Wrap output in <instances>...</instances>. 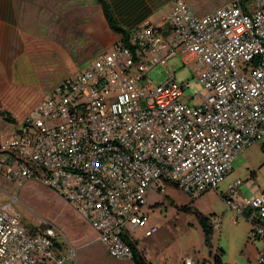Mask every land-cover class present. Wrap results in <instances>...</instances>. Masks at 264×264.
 <instances>
[{"label": "built area", "instance_id": "2783aa9c", "mask_svg": "<svg viewBox=\"0 0 264 264\" xmlns=\"http://www.w3.org/2000/svg\"><path fill=\"white\" fill-rule=\"evenodd\" d=\"M178 48L197 59L209 94L188 95L175 73L155 84L147 72ZM245 63L240 65L239 61ZM19 128L0 136V175L55 188L84 215L116 258H133L132 229L149 220L151 190L175 185L193 197L218 189L232 161L264 138V0H233L208 14L176 0L158 25L134 27L92 65L46 91ZM241 179L220 192L227 206L264 235V188L242 196ZM219 224L218 219H212ZM153 224L146 230L152 235ZM46 221L28 228L0 201V264H68ZM264 263V248L259 258ZM77 264V262H76ZM184 264H194L187 258Z\"/></svg>", "mask_w": 264, "mask_h": 264}, {"label": "rangeland", "instance_id": "374dc122", "mask_svg": "<svg viewBox=\"0 0 264 264\" xmlns=\"http://www.w3.org/2000/svg\"><path fill=\"white\" fill-rule=\"evenodd\" d=\"M13 1L16 6L7 15L2 35L8 42L7 53L11 56L0 61V110L10 111L15 121L0 116V136L19 128L26 115H36L34 109L43 92L50 91L66 75L92 65L101 52L110 51L113 45L90 47L92 52L87 55L86 50L79 49L85 40L82 42L74 31L67 35L74 22L91 17L93 8H85L81 16L82 3L89 0ZM175 1L165 2L139 25L145 24L146 20L158 25ZM188 1L203 15L233 0ZM16 36L20 42L14 46ZM182 56L178 48L167 64L157 63L150 68L147 77L157 84L164 81L168 73L174 72L181 84H187L180 99L191 103L188 95H192L193 103L200 104L203 99L197 98V94L208 95L209 91L198 80L199 63L197 59L184 62ZM239 63L243 65L245 61L241 59ZM263 141L264 138L253 142L234 158L232 170L219 183L218 189L210 188L197 197L175 185L168 186L165 192H149L146 206L149 220L132 229V233L138 248L152 264H184L187 258L193 259L194 264H214L217 252L227 264H260L264 235L255 237L253 231L258 225L229 208L220 192L241 179L239 191L242 196L253 197L260 193L264 188ZM0 201L3 205L11 204L28 228L41 227L43 221L56 227L59 230L56 240L61 243L63 253L69 256L75 249L76 260L71 258L68 264H135L132 258L113 257L87 218L48 184L25 177L9 180L0 175ZM183 205L190 209H183ZM197 210L220 221L214 225L211 243L207 242ZM153 224L159 229L147 236L146 230Z\"/></svg>", "mask_w": 264, "mask_h": 264}, {"label": "crops", "instance_id": "0c3cea01", "mask_svg": "<svg viewBox=\"0 0 264 264\" xmlns=\"http://www.w3.org/2000/svg\"><path fill=\"white\" fill-rule=\"evenodd\" d=\"M110 1L112 2L120 21L130 29H133L134 27L138 26L143 20L150 17L155 10H157L160 6H162L169 0ZM186 1L190 4L188 0ZM82 4L83 11L81 12V16L84 15L85 8H93L94 12H92V15L90 14L91 17L87 16V19L82 17L78 23L74 22V25L70 26V29L67 30V35H69V32L74 31V35L76 37H79L82 42L85 40V43H83V47L79 49L81 51L86 50V54L89 55L92 52L89 49L90 47L94 46L95 48H107L108 46L112 45L118 38H120V35L110 28L103 8L99 3H97L96 0H89L88 2H84ZM15 6L16 3L13 0H0V61L2 59L8 60L11 56L7 53V51H9L8 42H5V38L2 35L4 25L6 24L5 21L8 17L7 15L9 14L10 9L12 7L14 8ZM191 6L192 8H195L194 4ZM72 27H74V30L71 29ZM20 32H22V30H20ZM19 42V37L16 36V38L14 39V46H17ZM88 49L89 51L87 52ZM44 93L45 92H43L42 95Z\"/></svg>", "mask_w": 264, "mask_h": 264}, {"label": "trees", "instance_id": "16d2710c", "mask_svg": "<svg viewBox=\"0 0 264 264\" xmlns=\"http://www.w3.org/2000/svg\"><path fill=\"white\" fill-rule=\"evenodd\" d=\"M97 3H99L104 11V14L106 16L107 22L110 26V28L118 33L120 37H122L123 42L129 44V35L132 29L124 25L120 19L117 16V13L114 9V6L110 0H96ZM0 116H3L4 118L10 120V121H15L13 118L12 114L10 111L7 109H1L0 110ZM262 149L264 150V141L262 143ZM183 209H190L188 206L183 205ZM197 215L199 217V221L203 226L204 232L207 237V242L211 243V236L214 232V224L212 222V219L200 211H196ZM36 228H31V230H35ZM133 250H134V255H133V260L135 264H152L148 258L140 251V249L137 246V242L131 243ZM214 264H227L224 263L222 260V256L220 252H217L214 254Z\"/></svg>", "mask_w": 264, "mask_h": 264}]
</instances>
